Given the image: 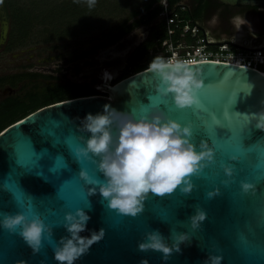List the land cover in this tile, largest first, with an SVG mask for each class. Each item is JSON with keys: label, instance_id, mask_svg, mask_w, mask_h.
<instances>
[{"label": "water", "instance_id": "1", "mask_svg": "<svg viewBox=\"0 0 264 264\" xmlns=\"http://www.w3.org/2000/svg\"><path fill=\"white\" fill-rule=\"evenodd\" d=\"M218 1L227 6L264 8V0ZM164 19L165 15L160 14L149 26L132 31L102 50L97 56L98 65L71 78L75 83L96 79L99 84L91 87L107 96L78 97L45 106L0 133V219L5 214L27 212L31 206L32 212L51 228V242L45 232L39 251L34 252L19 235V228L11 232L0 227V264H58L54 259V246L68 235L64 227L66 214L75 213L77 209H83L90 216L87 230L81 235L88 236L91 231L101 228L105 235L76 264H141L142 260H147L148 264H205L212 256L221 257V264H264V180H257L260 172L264 171V143L257 142L264 138V130L258 129L256 120L251 119L250 135L246 136L244 144L248 146L256 142L250 159L254 171L243 174L238 168H233L234 175L230 178L224 168L231 167L234 164L231 156L239 153L228 144L215 146L210 139L201 136L185 115L190 110L177 108L171 95L164 97L158 93L159 77L147 68L117 80L119 72L150 30ZM6 38L7 25L4 24L1 42L4 43ZM211 44L221 45L223 42ZM192 63L191 66L199 69L203 79L199 99H203L205 93L233 92L236 103L229 115L235 111L251 116L264 110V74L260 71L218 61ZM105 72L112 79L106 78ZM209 83L211 89L207 87ZM9 92L12 89L7 88L2 95ZM153 96L168 99L170 110L164 111L156 100L150 98ZM106 104L137 118L160 111L182 125L192 126V142L198 150L199 145L206 142L214 150V159L205 161L200 173L191 176L194 188L190 193L185 194L179 188L166 196L150 193L142 211L134 217L120 214L108 206V201L99 194V185L89 184L80 176V172L86 170L103 183V174L97 167L100 157L90 154L88 158H78L74 151L75 147H83L90 135L82 130L81 119L78 118L101 112ZM72 130H75L73 143L69 144L66 134ZM113 130H116L115 124ZM16 132L32 144L37 154H45L37 161L38 167L30 171H23V166L16 163L13 147V133ZM218 135H230V132L226 128L218 129ZM21 150L26 153L25 146L21 145ZM55 156L63 159L65 168L52 172L50 169ZM225 180H230V183L224 184ZM242 181L253 183L248 193L242 191ZM13 184L20 188L18 198L12 192ZM92 188L96 189L95 194H90ZM210 191H218L219 194L209 198L207 193ZM60 195L64 202L59 200ZM197 208L206 212V219L200 228L193 230L189 218ZM153 231H158L169 245L175 244V234L188 233L190 238L165 260L160 251H141L138 247L146 240L147 233Z\"/></svg>", "mask_w": 264, "mask_h": 264}, {"label": "clouds", "instance_id": "2", "mask_svg": "<svg viewBox=\"0 0 264 264\" xmlns=\"http://www.w3.org/2000/svg\"><path fill=\"white\" fill-rule=\"evenodd\" d=\"M217 19V16H213L211 23L215 24ZM232 22L239 29L246 20L236 16ZM192 64L191 60L163 56H156L149 63L148 70L159 77L158 93L164 97L171 95L175 106L180 109L197 106L200 102L198 94L204 86L203 79L199 69L192 67ZM105 77L111 78L107 72ZM249 117L256 120L258 129L264 130V110ZM78 119H81L82 130L90 135L84 146L76 149L77 157L88 158L90 154L100 157L97 167L103 174L104 182L93 178L86 170H82L80 176L89 184H98L100 196L120 214L138 215L150 193L164 196L174 193L177 188L185 194L190 193L194 188L191 176L200 173L205 161L214 159V150L206 142L199 145V150L192 142L193 129L190 124L182 125L160 111L137 118L132 113H122L106 104L103 111L88 113ZM224 171L228 177H233V168L225 167ZM223 183L227 185L230 180ZM252 188L251 183L241 182L244 193ZM95 193V188L90 189V194ZM218 194V191H210L207 196L213 198ZM189 219L191 228L196 230L206 219V212L197 208ZM89 220V214L83 209L66 214L64 227L68 235L54 246V259L58 264H76L93 244L103 239V228L91 231L88 236L81 235L87 230ZM0 227L11 232L19 228V235L34 252L39 251L45 232L51 242V228L32 212L31 206L27 212L3 215ZM189 238L188 233L175 234V244L169 245L158 231H153L147 233L146 240L140 242L138 247L141 251H160L167 260L173 250L179 251L180 244ZM141 264H148V261L142 260ZM205 264H221V257L212 256Z\"/></svg>", "mask_w": 264, "mask_h": 264}, {"label": "trees", "instance_id": "3", "mask_svg": "<svg viewBox=\"0 0 264 264\" xmlns=\"http://www.w3.org/2000/svg\"><path fill=\"white\" fill-rule=\"evenodd\" d=\"M107 0H103L104 2ZM163 0H145L138 9H133V21L125 19L104 32L107 47L115 44L132 31L149 26L165 11ZM168 10L184 21H191L206 31L209 18L227 5L218 0H166ZM7 11L6 21L9 32L4 44L6 51L26 46L37 36L45 41L59 42L73 38L94 28L96 6L93 0H0ZM100 6H103L102 4ZM96 9V10H95ZM109 9H107L108 11ZM40 27V29H38ZM217 42L232 40L231 34L213 32ZM167 38L164 21L151 29L150 35L138 46L127 63L126 70L119 79L149 68L151 60L157 56L161 43ZM59 69L57 75L25 71L0 76V91L12 89L6 96H0V133L10 125L33 112L61 101L78 97L104 95L87 83H75Z\"/></svg>", "mask_w": 264, "mask_h": 264}, {"label": "rangeland", "instance_id": "4", "mask_svg": "<svg viewBox=\"0 0 264 264\" xmlns=\"http://www.w3.org/2000/svg\"><path fill=\"white\" fill-rule=\"evenodd\" d=\"M102 1L93 0V4L97 7V10L95 9L96 23L94 28L86 31V33H77L73 38H67L62 42H48L42 36H37L26 46L18 47L12 51H6L4 48L5 42H1L4 24L7 25V35L9 24L6 22L7 11L0 2V76L25 71L57 75L55 71L60 69L61 73L69 78H76L85 69L98 65V54L107 48V38L104 32L125 19L133 21L132 10L134 8L138 9L145 0H107L104 4ZM101 4L103 6H100ZM107 9L109 10L107 11ZM213 16L215 15H212L208 20L206 28L208 30L211 28L213 32H217L219 21L217 19V22L212 24ZM240 17L245 18L246 22L239 29L232 22L233 37L238 36L239 41L243 38H253V41L261 42L264 38L259 36L262 33L260 31V19L257 16L250 15H240ZM238 31L241 34H238ZM126 67L119 72L117 80L126 70ZM85 83L89 86L99 84L96 79ZM0 96H3L2 91H0Z\"/></svg>", "mask_w": 264, "mask_h": 264}, {"label": "snow or ice", "instance_id": "5", "mask_svg": "<svg viewBox=\"0 0 264 264\" xmlns=\"http://www.w3.org/2000/svg\"><path fill=\"white\" fill-rule=\"evenodd\" d=\"M207 87L211 89L212 85L209 83ZM150 98L156 100L164 111L167 112L170 110L168 99H163L158 96ZM199 101V105L185 108L190 110L185 115L189 118L193 128L204 138L210 139L215 146L228 144L239 153L238 155L231 156V159L234 161V164L231 166L232 168H238L243 174L254 171L250 164V159L254 154L253 145L256 142L248 146L244 144L246 136L250 135L251 130L249 124L251 119L247 114H242L240 112L233 111L231 115L228 114L232 106L236 103V94L233 92L224 94L214 93L212 95L205 93L203 94V99H199ZM225 128L229 130L230 135H218V129ZM74 132L75 130H72L66 134L69 144L73 143ZM13 136L15 137L13 147L15 150L16 163L23 166V171H30L33 167H38L37 161L40 159L41 155L45 154H37L33 150L32 144L19 132L13 133ZM257 142L264 143V138ZM21 145L25 146L26 153L21 150ZM74 151L76 152V147ZM233 157L235 159H233ZM54 160L55 163L50 169L52 172H57L59 169L65 168L64 161L61 157L55 156ZM45 179H47V177H45ZM257 180H264V171L260 172L257 176ZM61 188L62 184L59 186V193ZM12 192L15 193L18 198L20 188L16 184H13ZM166 195L169 194H165L164 196ZM59 200L64 202V198L61 195ZM63 204L60 206H63Z\"/></svg>", "mask_w": 264, "mask_h": 264}, {"label": "built area", "instance_id": "6", "mask_svg": "<svg viewBox=\"0 0 264 264\" xmlns=\"http://www.w3.org/2000/svg\"><path fill=\"white\" fill-rule=\"evenodd\" d=\"M162 4L166 8L162 14L165 15L163 21L167 38L162 41L157 56L175 57L192 62L218 61L237 64L264 74V41L258 44L245 42L240 45L250 50L233 46L231 43L236 44L234 40L212 45V42L217 41L210 37L208 32L202 31L191 21H184L178 14H173L168 10L166 0H163Z\"/></svg>", "mask_w": 264, "mask_h": 264}, {"label": "flooded vegetation", "instance_id": "7", "mask_svg": "<svg viewBox=\"0 0 264 264\" xmlns=\"http://www.w3.org/2000/svg\"><path fill=\"white\" fill-rule=\"evenodd\" d=\"M213 15L218 17V21H219V27L217 32H223L224 34L229 33L231 34L232 40H234L236 42L237 45H241L242 43L245 42H250V43H254V44H258L260 42H255L253 41V38H243L242 40H238V36L237 37H233L232 33L234 32V28H233V24H232V18L236 17V16H240V15H250V16H257L260 21H261V36L262 38H264V8L262 7H252V6H226L224 8H220L219 10H217L216 12H213ZM210 19V18H209ZM7 22V21H6ZM8 24V22H7ZM206 32L209 33V35H211L213 33V30L210 28L205 29ZM151 31V30H150ZM238 34H241V32ZM150 35V33H149ZM148 35V36H149ZM147 36V37H148ZM262 41H264V39H262ZM261 41V42H262Z\"/></svg>", "mask_w": 264, "mask_h": 264}, {"label": "bare ground", "instance_id": "8", "mask_svg": "<svg viewBox=\"0 0 264 264\" xmlns=\"http://www.w3.org/2000/svg\"><path fill=\"white\" fill-rule=\"evenodd\" d=\"M109 79H112V76H111V78H109ZM110 84V83H109Z\"/></svg>", "mask_w": 264, "mask_h": 264}]
</instances>
